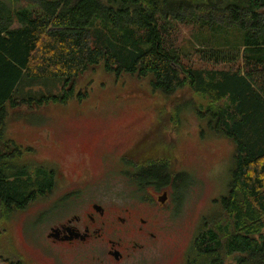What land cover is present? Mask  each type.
Returning <instances> with one entry per match:
<instances>
[{
	"label": "trees",
	"instance_id": "1",
	"mask_svg": "<svg viewBox=\"0 0 264 264\" xmlns=\"http://www.w3.org/2000/svg\"><path fill=\"white\" fill-rule=\"evenodd\" d=\"M243 1L224 10L223 22L237 30V45L229 52L200 49L202 65L194 68L169 48L168 22L188 24L193 16L200 28L212 26L218 23L213 0H0V127L8 105L20 103L15 92L23 82H63L60 98L22 100L27 105L67 103L78 79L98 65L151 78L152 90L168 95L189 87L209 99L200 110L208 130L231 141L235 153L228 195L218 201L221 213L201 230L187 264H224L231 257L236 264H264V0ZM1 143L3 239L9 216L26 210L53 183L48 167L18 163V147L11 152ZM155 158L134 173L137 183L174 177L167 161ZM5 254L0 251V262L27 264Z\"/></svg>",
	"mask_w": 264,
	"mask_h": 264
},
{
	"label": "rangeland",
	"instance_id": "2",
	"mask_svg": "<svg viewBox=\"0 0 264 264\" xmlns=\"http://www.w3.org/2000/svg\"><path fill=\"white\" fill-rule=\"evenodd\" d=\"M213 1V16L218 19L213 29L208 25L200 28L193 16L185 19L188 24L168 22V46L180 54L185 65L201 67L200 49L229 52L238 43L237 30L223 21L226 7L239 1ZM199 14L206 17L205 12ZM150 80L127 72L117 75L98 65L78 79L67 103L41 105H27L22 100L42 95L60 98L63 82L25 81L24 89L15 92L16 99H21L18 106L6 108L0 143L11 152L18 147L23 153L20 164L41 166L44 161L49 170L50 166L59 170L62 164L68 175L87 173L91 175L89 195L130 206L156 196L150 189L138 190L133 168L134 164L152 163L149 156L156 150V158L166 160L177 179L173 180L174 203L169 202L167 212L157 211L161 218L158 242L125 264H187L197 249L201 230L221 213L218 201L228 195L235 147L209 132L200 113L207 109L209 99L189 87L169 95L156 92ZM175 110H179L176 122L172 116ZM167 144L166 155L160 147ZM128 154L136 157H126ZM60 175L57 172V185L63 181ZM46 207L37 200L26 210L14 211L4 223L6 234L0 238V251L14 257L12 261L22 259L27 264H99L91 258H103L102 245H49L50 227L64 221L69 212L44 219L40 212ZM224 264L236 263L231 257Z\"/></svg>",
	"mask_w": 264,
	"mask_h": 264
},
{
	"label": "flooded vegetation",
	"instance_id": "3",
	"mask_svg": "<svg viewBox=\"0 0 264 264\" xmlns=\"http://www.w3.org/2000/svg\"><path fill=\"white\" fill-rule=\"evenodd\" d=\"M163 148L164 154H166L168 144L165 147H160L161 152ZM128 156L130 155L128 154L126 157ZM156 156L159 155L154 150V154H151L149 158L152 159ZM130 157H136V154ZM164 157L166 158V156ZM137 161L141 162L142 158H137ZM45 163L43 161L41 166H45ZM49 168V173H52V189L36 193L34 199L27 206L28 208L37 200L46 204V209L40 212L41 216L39 215L44 219L54 214L58 215L59 212H64V214L66 211L69 212L64 221L50 227L47 241L49 245L53 247L67 246L68 248L90 244L102 245L104 247L103 258L93 255L92 262L125 264L136 254L147 250L146 247H149L153 242H158L161 218L157 211L167 212L169 202L174 203L176 186L173 176L165 178V181L153 180V182L144 184L137 183L138 190L150 189L155 192L156 196L151 201L144 199L136 206H130L120 205L112 199L96 198L94 195H89L87 186L91 182V175L87 173L79 176L68 175L63 170L62 164L59 170L51 166ZM133 168H135V172H140L142 164H134ZM57 172H60V176L63 178L60 185H57ZM50 235L51 238H49Z\"/></svg>",
	"mask_w": 264,
	"mask_h": 264
},
{
	"label": "water",
	"instance_id": "4",
	"mask_svg": "<svg viewBox=\"0 0 264 264\" xmlns=\"http://www.w3.org/2000/svg\"><path fill=\"white\" fill-rule=\"evenodd\" d=\"M49 238H51V235L49 236Z\"/></svg>",
	"mask_w": 264,
	"mask_h": 264
}]
</instances>
